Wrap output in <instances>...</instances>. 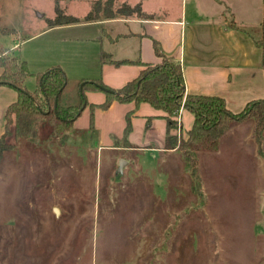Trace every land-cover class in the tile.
Masks as SVG:
<instances>
[{
    "label": "rangeland",
    "instance_id": "obj_1",
    "mask_svg": "<svg viewBox=\"0 0 264 264\" xmlns=\"http://www.w3.org/2000/svg\"><path fill=\"white\" fill-rule=\"evenodd\" d=\"M56 6L82 16L90 0H0V43L33 74L64 61L61 101L74 105L81 87L74 79L93 72L83 63L96 41L85 28L40 33ZM145 6L175 17L181 0ZM231 6L223 5L227 18ZM263 20L252 15L243 28L261 38ZM33 74L25 79L30 91ZM81 126L57 135L45 124L35 138H7L0 264H264V129L257 143L252 116L232 122L215 150L196 151V171L181 151L147 145L141 131L128 147L114 133L111 144L100 143L93 126Z\"/></svg>",
    "mask_w": 264,
    "mask_h": 264
},
{
    "label": "crops",
    "instance_id": "obj_2",
    "mask_svg": "<svg viewBox=\"0 0 264 264\" xmlns=\"http://www.w3.org/2000/svg\"><path fill=\"white\" fill-rule=\"evenodd\" d=\"M92 1L90 0L87 12L91 8ZM115 1L118 4L122 2L129 5L139 4L144 16L118 15L85 21L83 17L86 12L82 16H76L79 18L78 22L48 25L40 32L57 31L64 36V33L70 30L85 28L88 31V39L96 41L93 43L96 47L92 48V52L89 51L91 54L83 63L88 68H92L93 72L78 76L74 79L75 83L99 78L110 88L121 87L135 78L143 65L135 62L115 64L110 60L137 59L141 63H158L160 59L155 55L153 48V40H155L166 55L179 62L186 93L221 96L226 106L233 112H238L237 109L239 107L242 109L248 101L264 97V47L257 42L264 38V25L261 38H257V35L243 28L245 24L249 25L248 20L252 15L254 18L257 15L259 17L261 12L264 17V0H254V2L237 0L235 6L232 5L231 0H181L180 14L175 17H157L155 10L145 6L148 0ZM226 4L232 5L230 18L226 17L223 9V5ZM65 35L73 38L68 34ZM30 38L22 40L20 45ZM0 46L5 48L1 43ZM11 47L17 48V43ZM20 52L22 53V50ZM102 52L106 55L103 59L100 57ZM54 61L49 65L64 67V61L60 58ZM70 65L75 68L80 63ZM50 66H45L44 69ZM64 87L60 94V102L69 105L61 101ZM0 94L2 95L0 97L1 135L4 129L5 109L16 99L17 94L14 89L6 85H0ZM83 95L88 105L81 110L74 123H80L81 127L85 128L89 125L91 113L89 104L102 102L105 93L102 89H85ZM130 110L133 113L128 140L132 139L136 131H141L145 133L147 145L156 141L158 146L155 147L159 149L175 150L165 147V119L162 117L164 112L145 102L135 107L133 102L113 101L106 109L94 108L93 128L97 131L98 142L111 144L113 141L110 136L113 133L120 135L121 138L125 127V114ZM148 117L152 118L149 124H146ZM178 120L181 124V135L186 137V132L193 122V115L181 108ZM157 129L158 135H156Z\"/></svg>",
    "mask_w": 264,
    "mask_h": 264
},
{
    "label": "trees",
    "instance_id": "obj_3",
    "mask_svg": "<svg viewBox=\"0 0 264 264\" xmlns=\"http://www.w3.org/2000/svg\"><path fill=\"white\" fill-rule=\"evenodd\" d=\"M118 15L144 16L140 5L116 3L115 0H93L90 10L85 14V21L95 20L99 17L109 18ZM79 18L65 13L58 6L55 15L48 20V25H60L78 22ZM262 23V29H263ZM264 47V38L257 41ZM155 55L160 59L158 63H141L139 60H110L115 64L135 62L143 65L139 74L121 87L114 89L104 85L99 78L84 81L79 89L80 102L74 105L60 103V94L65 85V75L58 65L50 66L44 71L31 73L27 62L13 54L4 51L0 46V85H6L16 91V99L8 104L4 112V129L0 135V158L9 148L7 138L15 139L35 138L45 124H50L52 132L64 135L72 127L75 115L83 102L88 105L83 91L85 89L103 90L105 98L100 103H90L89 125L93 126L92 111L94 108L106 109L113 101L120 103L133 102L135 107L145 102L157 110L164 112L165 119V147L181 151L183 157L189 161L190 168L196 171L198 150H215L219 139L232 122L242 121L248 116L254 118L253 136L260 143L261 133L264 129V97L248 101L244 107L233 112L227 106L223 97L186 93L181 66L178 61L166 55L157 41L153 40ZM100 57L106 55L102 52ZM35 75L36 85L33 90L25 86V79ZM83 107V108H84ZM82 108V109H83ZM184 108L193 115L191 127L186 137L181 135V124L178 120L180 110ZM81 112V111H80ZM133 111L125 114V127L123 129L122 144L129 146L128 134L131 131V116ZM80 115L78 113L77 117ZM152 117H148L149 124Z\"/></svg>",
    "mask_w": 264,
    "mask_h": 264
},
{
    "label": "water",
    "instance_id": "obj_4",
    "mask_svg": "<svg viewBox=\"0 0 264 264\" xmlns=\"http://www.w3.org/2000/svg\"><path fill=\"white\" fill-rule=\"evenodd\" d=\"M81 84H82V83H81ZM99 87H100V89H102V90H106V91L108 90V89L105 88V87H102V86H99ZM84 105H85V102H83L81 108L78 110V112H77V114L75 115V117H77L78 113H80V111L82 110V108L84 107ZM125 163H126V162H123V161L120 162V165H119L118 171H121V170H122V167H123V165H124Z\"/></svg>",
    "mask_w": 264,
    "mask_h": 264
}]
</instances>
